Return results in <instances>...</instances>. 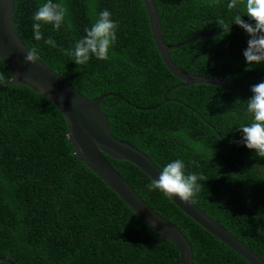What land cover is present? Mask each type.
Wrapping results in <instances>:
<instances>
[{"label": "trees", "instance_id": "trees-1", "mask_svg": "<svg viewBox=\"0 0 264 264\" xmlns=\"http://www.w3.org/2000/svg\"><path fill=\"white\" fill-rule=\"evenodd\" d=\"M46 2L15 0L14 28L26 48L35 47L39 60L84 97L120 95L100 103L110 133L160 170L181 159L185 175H203L192 202L264 261V158L240 142L239 131L252 122L246 111L251 91L193 85L173 90L163 103V94L180 81L158 55L141 0H52L67 7L66 22L59 30L42 26L43 39L36 41L32 17ZM229 2L154 0L168 46L208 35L170 52L178 68L260 83L264 63L246 64L249 37L231 25L243 9L229 10ZM104 10L117 25L108 59L92 56L76 65L61 49H72ZM221 20L231 25L227 35ZM49 37L56 47L44 43ZM66 133L63 116L46 99L25 86L0 87V258L14 264H177L173 245L158 239L85 165L75 163ZM107 160L152 210L186 236L193 264H246L162 193L149 191L151 181L136 167Z\"/></svg>", "mask_w": 264, "mask_h": 264}, {"label": "water", "instance_id": "water-1", "mask_svg": "<svg viewBox=\"0 0 264 264\" xmlns=\"http://www.w3.org/2000/svg\"><path fill=\"white\" fill-rule=\"evenodd\" d=\"M141 3L145 9L158 55L168 72L180 81L163 94V103L168 102L167 95L177 88L207 85L250 90L256 85L195 76L182 71L172 61L170 52L188 46L208 35L197 34L185 43L168 46L162 36L161 22L154 0H141ZM14 11L15 0H0V57L6 58L4 67L10 75H13L9 84L25 86L51 103L64 118L67 129L66 138L73 148L75 163L85 165L140 221L157 234L158 239L173 245L178 253L177 264H193V251L186 236L172 223L152 210L107 160L127 162L136 167L150 181L157 179L160 175L161 170L144 153L118 140L110 133L108 119L102 112L100 103L106 97L118 99L122 97L118 94L107 93L95 99H88L76 91L62 75L54 73L40 60L35 64H26L24 58L28 49L15 31ZM183 106L192 110L186 105ZM168 200L246 264H264V261L248 246L235 238L219 222L206 215L193 202L181 203L178 198ZM0 262L14 264L3 258H0Z\"/></svg>", "mask_w": 264, "mask_h": 264}, {"label": "clouds", "instance_id": "clouds-1", "mask_svg": "<svg viewBox=\"0 0 264 264\" xmlns=\"http://www.w3.org/2000/svg\"><path fill=\"white\" fill-rule=\"evenodd\" d=\"M216 0L209 6H213ZM93 8L94 6H90ZM243 9V15L237 12L233 16L232 24L239 26L248 35L247 48L243 52L245 62L249 66L264 63V0H230L227 4L229 10ZM67 7L63 3H53L47 0L40 5L32 17V29L34 39H43L42 26L52 25L54 30H59L66 22ZM247 17L245 22L242 17ZM225 35L231 25L224 24ZM69 27L71 25H68ZM116 23L111 19V13L104 10L90 28H85V35L79 39L72 49H61L63 54L70 56L76 65H85L92 56L99 61H105L109 57V50L116 41ZM45 44L56 47V42L49 37ZM5 57H0V87L7 86L10 79L6 77L4 68ZM39 60L35 47L27 50L24 58L26 64H35ZM11 79L13 75L11 74ZM252 95L246 102V111L250 114L252 122L241 125V143L249 150H254L256 155L264 158V81L257 83L250 89ZM185 163L181 159H175L168 163L161 171L157 179L151 180L147 186L149 191L157 190L166 199L178 198L181 203L192 202L194 196L202 190L200 181L203 175L184 173Z\"/></svg>", "mask_w": 264, "mask_h": 264}]
</instances>
